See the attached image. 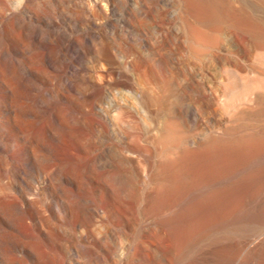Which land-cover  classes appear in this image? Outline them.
<instances>
[{
    "label": "rangeland",
    "instance_id": "obj_1",
    "mask_svg": "<svg viewBox=\"0 0 264 264\" xmlns=\"http://www.w3.org/2000/svg\"><path fill=\"white\" fill-rule=\"evenodd\" d=\"M260 31L264 0H0V264H264Z\"/></svg>",
    "mask_w": 264,
    "mask_h": 264
},
{
    "label": "bare ground",
    "instance_id": "obj_2",
    "mask_svg": "<svg viewBox=\"0 0 264 264\" xmlns=\"http://www.w3.org/2000/svg\"><path fill=\"white\" fill-rule=\"evenodd\" d=\"M227 14L229 15V17H230V19H231V23H232V25L234 26V28H237L238 27V25L240 24L239 22H240V19H241V17L244 15V16H246V18H247V22H249L251 25H255V26H253V27H256V24L255 23H257V21H255L254 20V18L252 17V15H250L249 13H246L245 11H243L242 9H240L239 7H237V8H235V7H232L231 9H230V11H228L227 12ZM221 19V18H220ZM258 28V27H257ZM256 28V29H257ZM254 29V28H253ZM259 29V28H258ZM250 30V29H249ZM251 31H253L252 30V28H251V30H250V34H252L251 33ZM256 31V30H255ZM263 32V31H262ZM261 31H260V33H262ZM256 33V32H255ZM264 33V32H263ZM256 34H259L258 32L256 33ZM260 35V34H259ZM252 36V38H253V40H254V42L256 41V40H258V43H259V38H258V35L256 36L255 34H253V35H251ZM262 36H263V34H262ZM187 37V39H186V41H185V44H183L182 46H177V48H178V50L179 51H187V52H189V53H200V54H203L205 51H206V49L208 48V46H209V43L210 42H214L215 40H216V38L215 39H212V38H210V36H209V34L206 32V31H204V30H199V29H193V28H190L189 29V33H188V36H186ZM263 39V38H262ZM262 39H260V40H262ZM211 40V41H210ZM263 41V40H262ZM256 43H257V41H256ZM260 43H262V42H260ZM259 43V44H260ZM238 67V66H237ZM239 69V68H238ZM232 74L233 75H231V77H229V80H228V83H227V85L225 86V91L226 92H228V93H230L229 94V96H231V98L232 97H237V95H236V93H235V91L237 90V88H238V86H239V83H241L240 81L241 80H243L244 78L242 77V76H240L236 71L235 72H232ZM246 80V79H245ZM249 85H250V83H248ZM249 85H247L246 84V86L250 89V86ZM257 86V85H256ZM125 87H128L127 85L125 86ZM253 87V86H252ZM148 100H149V97H148ZM170 123V122H169ZM169 123H167V125H165L164 127H163V129H162V131L158 134L159 136L156 138V140L159 138V140H161V143H160V145H162L161 147L162 148H165V149H167V148H170V146H169V144H174L173 142V140H175L174 139V137L176 136L174 133V130H176V128L175 129H170V126L168 127V124ZM172 123H170V125H171ZM175 126H173V128H174ZM171 128H172V126H171ZM178 134V133H177ZM245 138V137H244ZM176 139H179V138H177L176 137ZM180 140V139H179ZM215 140V139H214ZM222 140V139H221ZM241 140H245V143H246V139H241ZM248 140V139H247ZM158 141V140H157ZM181 141V140H180ZM216 141V140H215ZM220 141V140H219ZM237 141V140H236ZM238 141H240V138H239V140ZM250 141V140H249ZM160 142V141H159ZM211 142V141H210ZM233 142V141H232ZM241 142V141H240ZM248 142V141H247ZM251 142V141H250ZM175 143H179V142H176L175 141ZM209 143V142H208ZM228 143H230V142H228ZM236 143H239V142H236ZM244 143V141H243V145L245 144ZM207 144V143H206ZM217 144V143H216ZM222 144H224L223 142H222ZM234 144V143H233ZM241 144V143H240ZM205 145V144H204ZM242 145V144H241ZM240 145V146H241ZM253 145V144H252ZM211 146H212V144H211ZM216 146H218V145H216ZM236 146V145H235ZM239 146V144H237V147ZM239 146V147H240ZM205 147H206V145H205ZM215 147V146H214ZM220 147V146H219ZM224 147H226V146H224ZM234 147V146H233ZM237 147H236V149H237ZM241 147H243V146H241ZM254 147V146H253ZM246 148H249V149H251L249 146L247 147V145H246ZM255 148V147H254ZM257 148V147H256ZM205 149H207V148H205ZM222 149H224V148H222ZM242 149V148H241ZM245 149V148H244ZM171 149H169V151H170ZM189 151H190V149H188ZM234 150V149H233ZM247 150V149H246ZM185 151H187V150H185ZM188 151V152H189ZM215 151V150H214ZM238 151V150H237ZM188 152H186V153H188ZM170 153H172L171 151H170ZM183 153H185V152H183ZM180 154H182V153H180ZM189 154V153H188ZM204 154H205V152H204ZM184 156H185V154H183ZM182 155V156H183ZM175 156H176V154H175ZM174 157V156H173ZM171 159H172V156H171ZM175 159V158H174ZM166 160H170V159H166ZM166 160L164 161V162H166ZM172 161V160H171ZM170 161V162H171ZM173 162H175L176 163V161H173ZM162 163V162H161ZM172 163V162H171ZM165 164V163H164ZM163 163L161 164V165H163V166H161V167H164L165 165H164ZM174 164V163H173ZM167 166L168 167H170V165L168 164V165H166V168H167ZM176 166V165H175ZM169 169H171V168H169ZM168 169V170H169ZM175 169V168H174ZM173 169V170H174ZM172 172V171H171ZM262 245V244H261ZM264 245V244H263ZM256 253V252H255Z\"/></svg>",
    "mask_w": 264,
    "mask_h": 264
}]
</instances>
